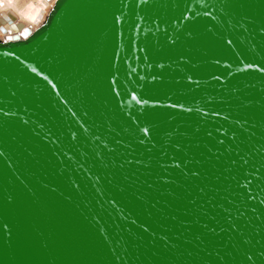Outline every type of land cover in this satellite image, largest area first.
<instances>
[{
  "label": "water",
  "instance_id": "water-1",
  "mask_svg": "<svg viewBox=\"0 0 264 264\" xmlns=\"http://www.w3.org/2000/svg\"><path fill=\"white\" fill-rule=\"evenodd\" d=\"M0 264H264V0H57L0 39Z\"/></svg>",
  "mask_w": 264,
  "mask_h": 264
},
{
  "label": "bare ground",
  "instance_id": "bare-ground-1",
  "mask_svg": "<svg viewBox=\"0 0 264 264\" xmlns=\"http://www.w3.org/2000/svg\"><path fill=\"white\" fill-rule=\"evenodd\" d=\"M57 0H0V39L24 38L47 19Z\"/></svg>",
  "mask_w": 264,
  "mask_h": 264
},
{
  "label": "snow or ice",
  "instance_id": "snow-or-ice-1",
  "mask_svg": "<svg viewBox=\"0 0 264 264\" xmlns=\"http://www.w3.org/2000/svg\"><path fill=\"white\" fill-rule=\"evenodd\" d=\"M29 34V30L28 29H25L24 32L22 33V35H25L27 36ZM9 39H11V37H9Z\"/></svg>",
  "mask_w": 264,
  "mask_h": 264
}]
</instances>
